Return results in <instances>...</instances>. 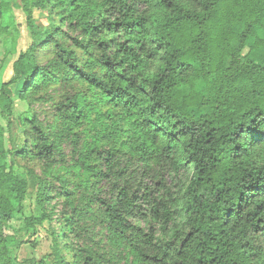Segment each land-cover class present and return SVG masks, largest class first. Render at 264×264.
I'll return each mask as SVG.
<instances>
[{"label": "trees", "instance_id": "obj_1", "mask_svg": "<svg viewBox=\"0 0 264 264\" xmlns=\"http://www.w3.org/2000/svg\"><path fill=\"white\" fill-rule=\"evenodd\" d=\"M19 2L31 43L0 83V264H23L5 233L18 217L48 238L31 264H264V0ZM180 205L169 242L134 223L167 233Z\"/></svg>", "mask_w": 264, "mask_h": 264}, {"label": "rangeland", "instance_id": "obj_2", "mask_svg": "<svg viewBox=\"0 0 264 264\" xmlns=\"http://www.w3.org/2000/svg\"><path fill=\"white\" fill-rule=\"evenodd\" d=\"M8 12L0 15V28L5 30V33L0 37V83H6L12 76V64L15 62L20 54L31 43V37L25 25V16L20 8L19 0H9ZM47 13L35 11L33 18L37 26H44L47 22ZM260 38L264 39V25L257 30ZM20 86L12 88L14 93L13 111L16 117H22L27 114L28 106L25 101L20 100L18 90ZM200 91H203L202 85L198 86ZM53 98V94H52ZM52 102L44 94L34 102L33 111L37 118L43 122H49L52 119ZM19 135V144L22 143L24 136ZM8 164L10 162L8 160ZM13 170L18 174L26 176L29 170H34L36 173L40 172V165L34 162H25L16 160L13 163ZM190 174L181 173L178 176L170 175L167 177V185L172 191L173 198H180L179 189L188 186ZM34 199L29 195L23 202V216L29 217L34 212ZM55 204V202H54ZM56 211H60L59 205H56ZM176 214L173 224L168 227L167 233L161 230V225L152 222L150 219L137 218L134 223L137 224L146 233L150 228L154 229L156 240L159 244L169 242L174 237L176 231L182 229L185 218L181 213V205L175 209ZM22 219L18 217L10 223V229L6 230V235H14L18 243V259L23 264H31L38 262L49 252L48 238L40 229L32 230L30 233L27 229L21 228ZM53 224H56L55 222ZM21 228V229H20Z\"/></svg>", "mask_w": 264, "mask_h": 264}]
</instances>
